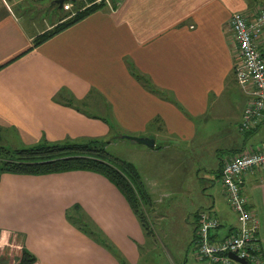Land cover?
Instances as JSON below:
<instances>
[{
  "label": "crops",
  "instance_id": "1",
  "mask_svg": "<svg viewBox=\"0 0 264 264\" xmlns=\"http://www.w3.org/2000/svg\"><path fill=\"white\" fill-rule=\"evenodd\" d=\"M12 1L0 0L1 143L19 148L110 140L118 133L152 138L154 147L137 143L120 155L138 169L152 198L149 209H164L158 206L164 201L181 208L179 196L205 184L197 206L182 215L193 240L192 211L219 219L211 231L215 242L234 232L239 220L227 202L222 169L243 151L261 148L264 126L240 129L249 96L234 74L239 50L229 21L235 12L253 15L259 0H122L31 50L35 35ZM130 64L163 96L137 80ZM217 181L220 196L208 194ZM242 194L260 220L264 264V168L244 174ZM76 205L129 264L144 263L148 238L128 200L105 176L87 170L3 173L0 250L14 254V263L27 249L37 258L33 264H120L69 221Z\"/></svg>",
  "mask_w": 264,
  "mask_h": 264
},
{
  "label": "trees",
  "instance_id": "2",
  "mask_svg": "<svg viewBox=\"0 0 264 264\" xmlns=\"http://www.w3.org/2000/svg\"><path fill=\"white\" fill-rule=\"evenodd\" d=\"M121 1L89 0L87 3L84 0H69L68 2H72L76 9L74 13H69L62 17L50 30L37 33L33 38L30 50L105 7L117 8ZM53 4L59 8L58 4L52 3L51 5ZM63 9L64 7L60 10ZM5 66L6 64H0V70ZM130 71L148 90L163 96L162 91L152 83L150 78L141 74L134 64H130ZM72 104L74 105L73 102H71ZM261 126H264V120L256 128L242 131L252 132V130ZM1 131L0 129V135ZM121 135L123 134H116L112 140L122 138ZM112 140L93 138L84 142H44L37 145L14 148L1 143L0 139V177L3 173L46 175L73 170H87L99 173L110 180L128 200L132 210L140 220L146 237L148 239L156 237L148 214L149 207L152 205V198L147 192L135 165L107 150V144ZM73 211L72 214L68 213V219L72 224L108 249L116 256L120 264H129L127 258L80 205L74 206ZM196 216L199 224L200 214L197 213ZM197 229L193 240L196 244L195 249L198 246ZM211 240H213L212 237ZM36 261V256L29 250L24 249L18 264H33Z\"/></svg>",
  "mask_w": 264,
  "mask_h": 264
},
{
  "label": "built area",
  "instance_id": "3",
  "mask_svg": "<svg viewBox=\"0 0 264 264\" xmlns=\"http://www.w3.org/2000/svg\"><path fill=\"white\" fill-rule=\"evenodd\" d=\"M229 26L239 50L234 74L249 96L240 121L241 130L246 131L256 128L264 120V6L253 15L233 13ZM254 168H264V141L261 148L247 149L225 163L222 171L225 195L238 216L239 226L224 240L215 242L211 240V231L220 226V221L208 210L201 212L197 229L198 260L210 264H240L230 257L229 254L234 253L250 264L263 262L260 220L247 207L242 194L243 176Z\"/></svg>",
  "mask_w": 264,
  "mask_h": 264
},
{
  "label": "rangeland",
  "instance_id": "4",
  "mask_svg": "<svg viewBox=\"0 0 264 264\" xmlns=\"http://www.w3.org/2000/svg\"><path fill=\"white\" fill-rule=\"evenodd\" d=\"M84 1L88 3L89 0ZM53 2L54 0H13L12 9L28 32L36 35L45 30H50L62 17H65L69 13H74L76 10L74 5H68L69 2L65 3L63 10H60L55 4L51 5ZM263 6L264 0H259L254 7H259L258 9H260ZM258 9L254 8L250 12ZM135 146H138L137 142L126 138H117L113 140V143L107 144L106 148L110 153L120 157V155L125 156L129 154V148ZM220 187L221 185L217 181L214 189H211L212 191L207 193L220 196ZM206 189L208 188H206L205 184L196 183L192 188V192L189 194L182 193L179 196L181 200L175 202V204L181 202L184 205L181 208H173L170 205H174V202L164 201L158 203V206L164 207V209L156 206L158 211L148 210L156 237L148 239L147 243L142 247L143 264H210L209 261L197 259L195 253L196 244L192 238L193 230L191 227H186L185 220L182 217L183 213L186 212L185 207H189L190 209L193 203L197 206L198 195L202 194L203 190L205 191ZM193 212L189 214L191 224L192 222L195 224L194 221H198L196 213L194 212V214ZM21 257L22 253L18 262ZM14 259L17 258L8 249L0 250V264H18V262L14 263Z\"/></svg>",
  "mask_w": 264,
  "mask_h": 264
},
{
  "label": "water",
  "instance_id": "5",
  "mask_svg": "<svg viewBox=\"0 0 264 264\" xmlns=\"http://www.w3.org/2000/svg\"><path fill=\"white\" fill-rule=\"evenodd\" d=\"M69 0H54L53 3L58 4L59 8H63L65 3H67ZM75 1V0H72ZM122 138L129 139L131 141L137 142L139 144H144L149 147H154L155 146V140L149 137H141V136H134V135H128V134H123L121 135ZM230 257L235 260L236 262L240 264H250L245 258H240L234 253L229 254Z\"/></svg>",
  "mask_w": 264,
  "mask_h": 264
}]
</instances>
